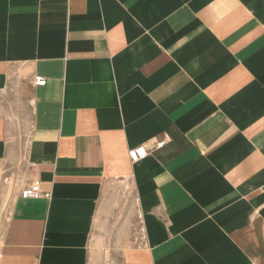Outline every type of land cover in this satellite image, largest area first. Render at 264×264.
Segmentation results:
<instances>
[{
  "label": "crops",
  "instance_id": "crops-1",
  "mask_svg": "<svg viewBox=\"0 0 264 264\" xmlns=\"http://www.w3.org/2000/svg\"><path fill=\"white\" fill-rule=\"evenodd\" d=\"M0 264H264V0H0Z\"/></svg>",
  "mask_w": 264,
  "mask_h": 264
},
{
  "label": "built area",
  "instance_id": "built-area-1",
  "mask_svg": "<svg viewBox=\"0 0 264 264\" xmlns=\"http://www.w3.org/2000/svg\"><path fill=\"white\" fill-rule=\"evenodd\" d=\"M35 81L38 85H44L46 83V79L43 76H36ZM165 141H161L158 146H162ZM149 154V149L146 145H138L134 148H131L129 151V156L133 162L140 161L144 157ZM42 195V190L39 182L33 183L31 186L26 187L22 191V196L26 198L30 197H40ZM49 196V194H45Z\"/></svg>",
  "mask_w": 264,
  "mask_h": 264
}]
</instances>
